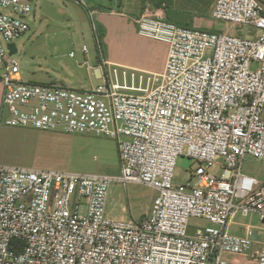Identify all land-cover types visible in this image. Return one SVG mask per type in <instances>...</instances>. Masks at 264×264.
Here are the masks:
<instances>
[{"label":"built area","instance_id":"obj_1","mask_svg":"<svg viewBox=\"0 0 264 264\" xmlns=\"http://www.w3.org/2000/svg\"><path fill=\"white\" fill-rule=\"evenodd\" d=\"M31 11L0 0V129L111 138L120 176L0 165V264H264V182L242 172L246 156L264 161V5L216 0L214 21L249 28L234 35L142 14L138 35L168 46L163 73L135 85L103 62L104 83L86 90L20 78L8 45L29 31ZM182 155L196 165L175 185ZM130 182L155 190L150 211L110 219V186ZM238 213L260 218V242L251 226L232 233ZM192 218L209 226L190 232Z\"/></svg>","mask_w":264,"mask_h":264},{"label":"rangeland","instance_id":"obj_2","mask_svg":"<svg viewBox=\"0 0 264 264\" xmlns=\"http://www.w3.org/2000/svg\"><path fill=\"white\" fill-rule=\"evenodd\" d=\"M31 12L24 20L29 31L14 41L17 52L12 57L17 61L24 81L54 83L67 88L88 89L100 84L83 65H97L96 48H102L104 58L120 68L126 69L128 83L131 73L133 83L138 78L148 77V72L161 63L166 44L138 36L128 26L113 25L103 36V30L96 17L90 13L91 6L72 0H26ZM264 5V0H259ZM214 0L208 4L209 10H192L191 0H175L172 6L179 11V19H191L189 28L207 31L239 34L249 28H236L231 24L216 22L210 17ZM198 6H202L201 3ZM36 14V25L32 19ZM72 19L67 21L64 14ZM198 13V14H197ZM192 16H195L193 18ZM176 25V24H175ZM182 27V26H181ZM99 42H96V41ZM99 47V46H98ZM85 48V49H84ZM73 53V57H70ZM168 53V46H167ZM98 57V56H97ZM156 70V68H155ZM164 71V70H163ZM0 165L28 167L43 170L69 171L82 174H103L120 176V166L116 142L111 138L65 133L61 131H38L24 127L3 126L0 129ZM196 163L182 155L176 160L175 185L190 181ZM242 172L264 182V161L246 156L242 162ZM220 176L222 170H218ZM156 192L151 187L139 183H113L109 188L106 214L110 219L138 221L150 211ZM190 232L209 226L200 219L189 220ZM251 226L257 232V241L263 238L262 222L257 215L234 218L232 233L247 234ZM255 243L254 249L259 248ZM228 261L246 259L245 255L223 254Z\"/></svg>","mask_w":264,"mask_h":264},{"label":"crops","instance_id":"obj_3","mask_svg":"<svg viewBox=\"0 0 264 264\" xmlns=\"http://www.w3.org/2000/svg\"><path fill=\"white\" fill-rule=\"evenodd\" d=\"M174 1L175 0H173V3ZM82 2L83 3L85 2V4H87L88 6H91L90 13L96 17L99 25L103 30V36L104 35L106 36V34L109 33V31H111V27L113 25L128 26L127 28H129L132 34H134L136 28L134 24V19L142 14L156 16L160 18H165L166 16V11H165L166 0H82ZM215 2L216 0H214L213 5L210 9V17L214 9ZM156 3H160V5H157ZM191 3L193 5L192 10H196L195 12L204 11V4L206 6L205 10H209L208 4L210 3V0H191ZM200 3L202 6L199 7L198 4ZM32 14H33L32 19L36 25V14L34 10ZM192 17L195 18V16ZM64 19L69 21L72 19V17L70 14L65 12ZM136 34L138 35V33ZM96 42L99 41L97 40ZM70 57H73V53H70ZM96 59L98 62L97 65L94 66L90 65L89 62L85 60L81 66L84 65L88 73L92 75L95 80L100 81L99 85H101L104 83V74L106 69V65L103 64V62L110 64H114V62L104 58V54L99 43L96 48ZM166 60H167V46L161 63H159L158 66L156 67H151V69H145L142 71L148 72L149 74H162ZM20 78L23 80L21 73H20ZM41 84H45V83H41ZM50 84H54V83H50ZM96 86H91L90 88ZM71 89H75V88H71ZM76 90H86V89H76ZM1 98H2V84L0 82V108H1ZM254 236H256V238L258 237L257 232L254 233Z\"/></svg>","mask_w":264,"mask_h":264},{"label":"trees","instance_id":"obj_4","mask_svg":"<svg viewBox=\"0 0 264 264\" xmlns=\"http://www.w3.org/2000/svg\"><path fill=\"white\" fill-rule=\"evenodd\" d=\"M173 0H166V4H165V11H166V16L165 19L168 22H171L173 24H176L178 26H182V27H190L191 26V19L189 20H185L184 22H182L179 19V14H181L179 11L174 10L175 6H172ZM157 5H160V3H156Z\"/></svg>","mask_w":264,"mask_h":264},{"label":"water","instance_id":"obj_5","mask_svg":"<svg viewBox=\"0 0 264 264\" xmlns=\"http://www.w3.org/2000/svg\"><path fill=\"white\" fill-rule=\"evenodd\" d=\"M8 49H9V52H10L9 54H10V55H14V54H16V52H17L16 46H15L14 43L9 44V45H8Z\"/></svg>","mask_w":264,"mask_h":264}]
</instances>
